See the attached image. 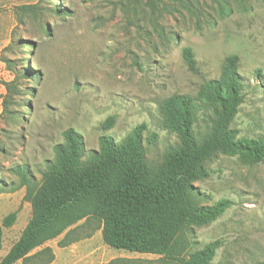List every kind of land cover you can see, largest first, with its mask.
Segmentation results:
<instances>
[{"label":"rangeland","instance_id":"374dc122","mask_svg":"<svg viewBox=\"0 0 264 264\" xmlns=\"http://www.w3.org/2000/svg\"><path fill=\"white\" fill-rule=\"evenodd\" d=\"M230 1L220 17L209 0H201L206 20L200 28L186 11L162 12L157 28L144 3L133 8L128 0H0V60L12 61L0 62V84L15 78L0 116V260L32 217L26 188L9 168L29 164L40 179L70 127L83 134L90 152L99 149L104 133L120 142L146 123V158L158 166L167 149L180 143L165 126L163 101L175 93L196 95L202 82L220 77L228 56L238 55L245 98L230 127L238 137L264 138V4L247 0L250 9L244 10ZM187 48L197 72L185 60ZM200 114L196 133L207 129ZM111 115L115 124L104 130ZM205 167L208 176L192 182L199 202L230 198L233 204L216 220L195 226L188 249L220 239L208 264H264V161L244 163L218 152ZM13 185L19 188L13 191ZM13 213V224L3 226ZM62 237L39 247L55 254L47 264H183L164 254L111 246L93 225L79 229V240L68 246L59 245Z\"/></svg>","mask_w":264,"mask_h":264},{"label":"trees","instance_id":"16d2710c","mask_svg":"<svg viewBox=\"0 0 264 264\" xmlns=\"http://www.w3.org/2000/svg\"><path fill=\"white\" fill-rule=\"evenodd\" d=\"M128 1L133 8L144 3L157 28L155 20L162 12L173 15L186 11L198 28L206 20L201 0ZM209 2L220 17L231 8L230 0ZM235 2L244 10L250 9L247 0ZM24 7L30 9L34 5ZM184 57L189 69L197 72L190 48L185 50ZM3 61L12 62L9 58ZM238 67V55L228 56L220 77L202 82L196 95L175 93L163 101L165 126L179 136L180 143L167 149L163 163L158 166L146 158L143 134L147 124L141 123L120 142L104 133L99 138V149L90 152L82 133L73 127L66 129L64 141L55 145L56 155L46 162L40 179L29 164L9 168L19 178L18 186L26 188L24 197L32 204V217L0 264L19 260L22 264L52 262L55 258L52 248L39 247L61 235L59 245L68 246L79 240V229L92 225L94 230L102 229L111 246L160 253L183 264H208L216 256L221 240L191 251L190 235L195 226L223 215L233 201L221 198L214 204H201L192 182L208 176L205 162L218 152L238 155L244 163L264 161V138L238 137V130L230 127L245 98V84ZM14 81L15 78L4 82L7 92L3 95L0 116L7 109L6 96ZM200 113L206 117L207 129L196 133ZM115 121L114 115L109 116L102 128H112ZM155 136L153 133L149 142ZM18 186L13 185L11 190H17ZM14 219L15 214H10L3 220V226H11ZM1 234L0 226V244Z\"/></svg>","mask_w":264,"mask_h":264},{"label":"crops","instance_id":"0c3cea01","mask_svg":"<svg viewBox=\"0 0 264 264\" xmlns=\"http://www.w3.org/2000/svg\"><path fill=\"white\" fill-rule=\"evenodd\" d=\"M0 62L2 63L3 61L2 60H0ZM4 63V62H3ZM9 70V69H8ZM7 71V70H6ZM4 72V71H3ZM2 72V73H3ZM7 72H9V71H7ZM12 79H5V82H7V81H11ZM7 92V89H6V86H5V83H1L0 84V94L1 95H4L5 93ZM1 99H3V96L1 97ZM2 102H3V100H2ZM2 110H3V107L0 109V113L2 112Z\"/></svg>","mask_w":264,"mask_h":264}]
</instances>
